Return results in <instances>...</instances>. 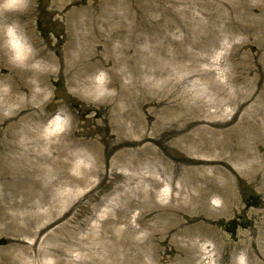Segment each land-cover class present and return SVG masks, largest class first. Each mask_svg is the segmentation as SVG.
Listing matches in <instances>:
<instances>
[{
  "label": "rangeland",
  "instance_id": "rangeland-1",
  "mask_svg": "<svg viewBox=\"0 0 264 264\" xmlns=\"http://www.w3.org/2000/svg\"><path fill=\"white\" fill-rule=\"evenodd\" d=\"M234 3L241 11L231 12ZM261 6L259 0H25L8 11L23 32L26 56L19 58L2 34L1 77L23 75L33 91L44 89L40 125L59 117L65 126L48 136L42 129L47 145L81 147L61 158L66 169L52 159L0 164V264H109L110 256L124 254L135 259L130 264H152L148 247L158 264H186L190 253L191 264H239L241 256L245 264H264V190L253 182L255 169L231 160L249 152L264 160ZM246 7L252 8L244 18ZM9 116L0 111V123L17 120ZM200 144H219L217 157ZM21 150H0V157ZM215 167L228 173L224 193L234 189L238 208L207 216L213 222L198 228L188 223L196 215L190 211L199 210L191 203L197 186L189 181L203 169L205 182L223 187ZM214 198L218 206L224 202L214 192L212 210ZM169 211L194 234V248L165 233L169 219L156 220Z\"/></svg>",
  "mask_w": 264,
  "mask_h": 264
},
{
  "label": "bare ground",
  "instance_id": "bare-ground-1",
  "mask_svg": "<svg viewBox=\"0 0 264 264\" xmlns=\"http://www.w3.org/2000/svg\"><path fill=\"white\" fill-rule=\"evenodd\" d=\"M25 0H0V36L3 34L7 35V38L9 40V45L12 51L19 57L23 58L26 56V50L22 46V44L19 41V36L23 33L20 30H18V27L16 26V22L13 21V16L10 15L8 11H11L15 6L22 5ZM28 1V0H27ZM263 2L264 0H259ZM260 11L261 15L264 16V6ZM233 8L235 10H231L232 13H235L237 11H241V6H238L237 3H234ZM252 7H246L245 12L243 13L244 18L246 15H248L249 10ZM254 10V9H253ZM248 12V13H246ZM254 25H248L249 29H252ZM245 26L244 29H247ZM255 27V26H254ZM29 38V37H28ZM44 51H41V56L44 55ZM44 57V56H42ZM3 70H0V111L8 112L10 114L9 118L12 120H16L12 124H8L6 121L0 123V128L3 127V129L0 130V150L3 151H15L17 146L18 149L20 147L23 149L21 150V153L19 155H15L14 157L12 156H2L0 157V164L4 163L6 160H11L14 161V163H17L18 161H29L31 159H34L36 162L43 161L45 159H52V163H56L58 168L60 169H66L68 167L67 161L61 160V158L66 157L67 159L71 157L69 155V151L74 150V152L78 153V144L76 142H73L71 144H53V145H47L46 138L43 139L40 136V132L43 131L45 132V135L48 136V134H53V133H58L63 130L65 127L63 125V121L59 117H56L49 123L45 124L43 127L40 125V123L44 120L45 116L41 113L44 108V104H42V99L45 94L44 89L41 91H33V88L35 84L33 82H30L28 79L25 80L23 75L20 76V80H17L16 76L12 75L8 79H3L1 77V74L3 73ZM26 76L30 77V72H26ZM44 80L38 79V84L40 87L44 86ZM8 83L9 90L8 91H2L1 88L3 87L4 84ZM77 83V82H76ZM79 84V83H78ZM28 94L27 96H25ZM37 105V106H35ZM12 114V115H11ZM45 129V130H44ZM19 140V144L17 143ZM47 147L49 149H54L56 150V158L53 159L47 154ZM198 149H203L206 150L210 154L211 157H217V154L214 150L219 149V144H215L213 146L207 147L202 144L198 145ZM253 149V147L249 148ZM256 151V147H254ZM223 151V148H220V152ZM16 152V151H15ZM86 154L88 158L93 159L95 156L92 151H88ZM221 154V153H220ZM248 156H237L233 155L231 157V160L234 161L235 159L240 162L241 164H244L248 167V169H255L252 172H255L253 176L254 180L253 182L257 183L260 185V188L264 190V160L263 161H256L257 158L254 157L252 158V152L247 153ZM17 156L19 159H17ZM92 156V157H91ZM159 161L163 162L162 159H158ZM33 162V161H32ZM207 161L204 160H198L196 163L198 164H207ZM22 163V162H21ZM165 163V161H164ZM35 165V164H34ZM165 165V164H164ZM58 168H55L57 171V174L59 176L60 170ZM40 169L43 170V168L40 167ZM17 172V171H16ZM214 176L216 174H219L221 176V179H225V184L223 187H217L216 185L210 184L206 178V172L201 169L199 170V174H195L193 178L189 181V184L197 186L198 189V195H192L191 194V203H193L194 207L195 204L198 207V212H192L190 211L191 214H196L189 218L188 223L193 222L195 223L198 228H202L206 225L211 224L213 221L211 218L207 217H213L217 215H221L225 212L228 211H235L238 207V200L236 198V193L233 188L228 193H224L225 190H227V187L230 185V178L228 177V173H226L224 170H221L219 167H215L212 171ZM61 174H63V171H61ZM66 176V174H65ZM64 176V178H65ZM67 178V177H66ZM253 179V178H252ZM149 181L152 183L151 185L158 186L159 181H157L155 178H150ZM213 183L216 182L218 183L219 180H212ZM205 182L203 184L199 183ZM216 192L219 194L223 199L224 202L222 203L221 206H218V203L220 202L219 199L214 198V205L213 207L215 210H212L210 208L209 204V197L213 195V193ZM192 209V208H190ZM201 210V211H200ZM227 210V211H226ZM174 211V209H172ZM172 211L169 212H161L158 214L157 219H169V222L172 221L171 223H167L165 225V233L168 236H173L176 234H179L185 238V240L188 243L189 248H194V244L192 243V238L194 236L193 233H191L188 230H183L182 228V223L177 222V220L173 217L176 216L177 213H174ZM261 229H262V235L264 238V212L261 217ZM202 237V236H200ZM161 243L166 242L160 240ZM123 247H128V246H123ZM127 249L125 248V251ZM130 250V249H129ZM146 251V249H145ZM147 251L149 252V256L151 258L152 264H158L157 260L155 259V254L156 252L153 250V248L148 247ZM260 253H264L261 251ZM192 254L190 253L188 257H186L187 261L186 264H191L190 258ZM112 262L109 264H130L135 261L133 258H129L128 254H124L121 257H113L110 256ZM164 259L160 258L159 263H161Z\"/></svg>",
  "mask_w": 264,
  "mask_h": 264
},
{
  "label": "clouds",
  "instance_id": "clouds-1",
  "mask_svg": "<svg viewBox=\"0 0 264 264\" xmlns=\"http://www.w3.org/2000/svg\"><path fill=\"white\" fill-rule=\"evenodd\" d=\"M239 264H245V258L243 256L239 258Z\"/></svg>",
  "mask_w": 264,
  "mask_h": 264
}]
</instances>
